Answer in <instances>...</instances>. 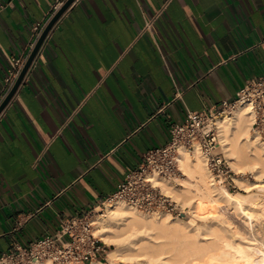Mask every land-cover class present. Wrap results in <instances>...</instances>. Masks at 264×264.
Returning <instances> with one entry per match:
<instances>
[{"label":"crops","instance_id":"0c3cea01","mask_svg":"<svg viewBox=\"0 0 264 264\" xmlns=\"http://www.w3.org/2000/svg\"><path fill=\"white\" fill-rule=\"evenodd\" d=\"M4 2L0 106L56 0ZM261 75L264 0H75L0 114V255L99 206L189 111Z\"/></svg>","mask_w":264,"mask_h":264},{"label":"bare ground","instance_id":"6f19581e","mask_svg":"<svg viewBox=\"0 0 264 264\" xmlns=\"http://www.w3.org/2000/svg\"><path fill=\"white\" fill-rule=\"evenodd\" d=\"M251 119L249 109L242 106L234 117L218 118L217 126L228 160L241 169H250L259 179L264 176V143L251 133ZM179 165L188 177L185 188L172 187L165 179H159L158 183L165 192L189 204V220L167 213L152 215L124 202H115L109 207L107 220L97 218L100 228L97 226L96 234L104 244L115 246L109 251L108 260L113 264L119 258L127 264H202L208 261L264 264V249L235 230L223 214L219 215L218 209L225 205L237 211L253 227L255 217L264 215V194H234L225 188L221 190L200 148L193 152L181 151ZM260 187L264 192V184ZM199 218L206 223L198 225L196 219ZM219 250L222 252L218 254ZM144 258L148 259L147 263L140 262ZM91 264L105 263L97 260Z\"/></svg>","mask_w":264,"mask_h":264},{"label":"built area","instance_id":"2783aa9c","mask_svg":"<svg viewBox=\"0 0 264 264\" xmlns=\"http://www.w3.org/2000/svg\"><path fill=\"white\" fill-rule=\"evenodd\" d=\"M67 1L56 0L45 21L35 27L38 37ZM7 7L8 4L0 0V14ZM29 55L9 58L10 68L5 79L3 100L13 90ZM242 106L250 111L252 134L264 143V75H261L250 79L235 100L223 101L204 112L189 111L184 123L171 126L168 144L146 151L139 167L130 170L116 191L99 206L80 216L65 219L54 235L44 236L27 247H18L1 254L0 264H91L93 261H102L107 251L95 232L96 218H106L109 207L115 202H124L149 214L186 215V209L158 183L159 179L174 180L181 173L179 155L183 150L193 152L200 148L215 182L226 190H236L238 174L222 150L217 119L232 117Z\"/></svg>","mask_w":264,"mask_h":264},{"label":"rangeland","instance_id":"374dc122","mask_svg":"<svg viewBox=\"0 0 264 264\" xmlns=\"http://www.w3.org/2000/svg\"><path fill=\"white\" fill-rule=\"evenodd\" d=\"M234 116H235V114L232 117H234ZM232 117H230V118H232ZM223 118L230 119L226 116H223ZM223 152H224V150H223ZM231 166L233 167L235 172L238 174L237 180H236L238 188L236 190H231V191L228 190V191H230L231 193H234V194H238V193H240V194L244 193L246 195L252 194V193L264 194V192L262 190L260 191V189L262 187V186L260 187V185L264 184V176L262 178L258 179L257 176L250 169H247V168L241 169L240 166L234 165L232 163H231ZM187 180H188V177H185L184 173L181 171V173L174 180H169V181L167 180V181L170 183V185L172 187H175L177 189H183V188H185V182ZM217 186L221 190H223V188L220 187L218 184H217ZM166 193L169 196H171L175 201L180 203L186 209V215L182 216L183 218L181 216L173 215L170 213H167V214L171 215L174 218H177V217L180 218L181 217L182 219H184L186 221L189 220L188 217L191 216V212H190L191 209H190L189 204L183 202V200L179 199L175 194H172L169 192H166ZM218 209H219V215L223 214L224 217H226L227 221L232 225V227L235 228V230L237 229L238 231L242 232V235L243 236L245 235L244 237L247 240L254 241V243H256V244L258 242L257 245L264 249V215H259V216L255 217L253 227H251L248 223H246L245 219L241 215L238 214L237 211H235L233 209L231 210L225 205H222ZM144 213H146V212H144ZM152 215H157V214H152ZM108 218H109V212H108V216L106 218H103V219L107 220ZM223 219H225V218H223ZM96 221H97V225L95 228V232L97 231V226H98V229L100 228L99 227L100 224H99V221L97 220V218H96ZM196 221L198 222V225H204L206 223V220H203L202 218L196 219ZM98 237L101 239V237L99 235H98ZM103 245L106 248L107 255L105 256V259L102 260V262L105 264H113L108 260V253L112 249H115V246L114 245L110 246V245L104 244V242H103ZM223 249L222 250L225 252L229 251L228 249H226L227 251L225 250V248H223ZM222 250H219V252L216 251L215 253L218 252V254H219L222 252ZM213 253H212V255H213ZM218 254H214V255L217 256ZM225 259H227V258H225ZM140 262L141 263H147L148 259L144 258ZM208 262L202 263V264H218L219 263L216 261H214V262L212 261L210 263H208ZM114 264H127V261L119 258V259L115 260Z\"/></svg>","mask_w":264,"mask_h":264},{"label":"water","instance_id":"95a60500","mask_svg":"<svg viewBox=\"0 0 264 264\" xmlns=\"http://www.w3.org/2000/svg\"><path fill=\"white\" fill-rule=\"evenodd\" d=\"M75 0H68L66 4L62 7V9L54 16V18L51 20V22L48 24L47 28L43 32L42 36L40 37L33 53L31 54L29 60L26 63V66L24 67L18 81L16 82L13 90L8 95V97L5 99V101L0 106V114L4 110V108L8 105V103L11 101L17 90L19 89L21 83L23 82L30 66L32 65L37 53L39 52L41 46L43 45L46 37L48 36L49 32L52 30V28L55 26V24L60 20V18L64 15V13L70 8V6L74 3Z\"/></svg>","mask_w":264,"mask_h":264}]
</instances>
